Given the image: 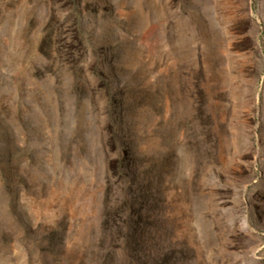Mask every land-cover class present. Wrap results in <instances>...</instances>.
Returning <instances> with one entry per match:
<instances>
[{
  "label": "rangeland",
  "instance_id": "obj_1",
  "mask_svg": "<svg viewBox=\"0 0 264 264\" xmlns=\"http://www.w3.org/2000/svg\"><path fill=\"white\" fill-rule=\"evenodd\" d=\"M0 264H264V0H0Z\"/></svg>",
  "mask_w": 264,
  "mask_h": 264
}]
</instances>
